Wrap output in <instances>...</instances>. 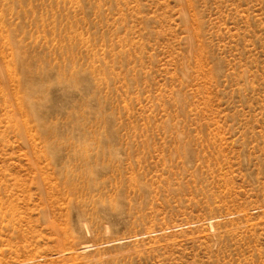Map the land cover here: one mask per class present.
Returning a JSON list of instances; mask_svg holds the SVG:
<instances>
[{
  "label": "rangeland",
  "instance_id": "374dc122",
  "mask_svg": "<svg viewBox=\"0 0 264 264\" xmlns=\"http://www.w3.org/2000/svg\"><path fill=\"white\" fill-rule=\"evenodd\" d=\"M0 264H264V0H0Z\"/></svg>",
  "mask_w": 264,
  "mask_h": 264
}]
</instances>
